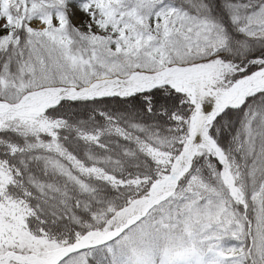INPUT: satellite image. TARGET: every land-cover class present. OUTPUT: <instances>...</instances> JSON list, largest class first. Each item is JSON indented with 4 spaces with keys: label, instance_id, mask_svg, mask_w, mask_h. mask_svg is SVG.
<instances>
[{
    "label": "snow or ice",
    "instance_id": "obj_1",
    "mask_svg": "<svg viewBox=\"0 0 264 264\" xmlns=\"http://www.w3.org/2000/svg\"><path fill=\"white\" fill-rule=\"evenodd\" d=\"M0 264H264V0H0Z\"/></svg>",
    "mask_w": 264,
    "mask_h": 264
},
{
    "label": "rangeland",
    "instance_id": "obj_2",
    "mask_svg": "<svg viewBox=\"0 0 264 264\" xmlns=\"http://www.w3.org/2000/svg\"><path fill=\"white\" fill-rule=\"evenodd\" d=\"M74 23H77L78 24L79 21L74 19ZM33 26H36V22H34Z\"/></svg>",
    "mask_w": 264,
    "mask_h": 264
}]
</instances>
